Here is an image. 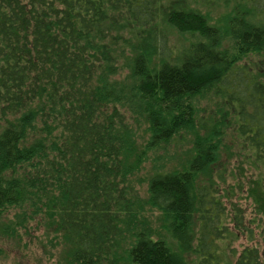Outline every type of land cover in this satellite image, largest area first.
<instances>
[{
	"label": "trees",
	"instance_id": "obj_1",
	"mask_svg": "<svg viewBox=\"0 0 264 264\" xmlns=\"http://www.w3.org/2000/svg\"><path fill=\"white\" fill-rule=\"evenodd\" d=\"M0 234L52 264H264V0H0Z\"/></svg>",
	"mask_w": 264,
	"mask_h": 264
},
{
	"label": "rangeland",
	"instance_id": "obj_2",
	"mask_svg": "<svg viewBox=\"0 0 264 264\" xmlns=\"http://www.w3.org/2000/svg\"><path fill=\"white\" fill-rule=\"evenodd\" d=\"M224 12L223 8L218 9L214 16L219 17ZM256 58L250 56L249 59H245L246 62L249 61H255ZM208 102L203 101L202 102V110L208 109ZM213 109V108H212ZM145 128H142L139 133L140 137H138V144L142 146L144 142L148 139L144 132ZM227 141H230V145L232 146V151L236 154L234 155L236 158V161L229 166V168L226 171L227 178V184L229 185L232 183L231 178L229 177L231 169H237L238 166L244 167L246 171L250 169V165L247 163L246 159L243 157L242 154L238 153L237 149L234 147L233 140L230 139V136H226ZM191 146L188 144H182V145H171L170 147L166 148L165 151L161 149L157 150H151L148 151V155L146 156V160L142 165L141 171L139 175L136 177V188L139 192V197L142 199H146L147 197V188H148V180L151 174L154 172L157 167L159 169H164L166 167H177L182 165L183 161H186V159L190 158L191 156ZM242 160L245 162L243 163ZM236 164V167L235 165ZM226 187V184L223 186ZM240 203L243 206V208L246 211V216L251 218L253 216V207L251 204V201L248 199H245V194L242 195V198L240 199ZM15 213V211H13ZM13 212L9 216L10 219H12ZM9 222V221H8ZM159 226L158 222H154V227L157 228ZM30 250L27 252H24L25 249L23 246L24 244H19L15 242L14 240H6L4 238V235L0 234V264H36V259L39 258L42 260V264H52L48 258L43 257L41 248L43 244L40 242L37 245L34 242H30ZM44 243H47L46 240H44ZM242 244H245V241L242 242ZM239 244H237V247ZM41 247V248H40ZM235 247V244H234ZM16 249H19L21 252L17 251ZM41 251L39 252V250ZM23 253L25 255H23ZM189 264L193 263V258L191 256L188 257Z\"/></svg>",
	"mask_w": 264,
	"mask_h": 264
}]
</instances>
